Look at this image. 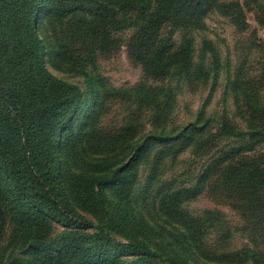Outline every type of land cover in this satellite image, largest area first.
<instances>
[{"label": "rangeland", "instance_id": "obj_1", "mask_svg": "<svg viewBox=\"0 0 264 264\" xmlns=\"http://www.w3.org/2000/svg\"><path fill=\"white\" fill-rule=\"evenodd\" d=\"M61 1L65 10L60 19L46 17L44 30L40 27L41 12L38 14L40 31L48 33L53 42L59 41L66 51L64 60L59 63H53L46 52L44 63L57 78L79 84L84 89L83 104L90 103L74 112L72 131L61 130L60 137L70 132L73 138L81 136L80 131L88 128L89 118L97 110L93 160L101 161V155L107 154L108 165L114 167L127 159L130 145L142 140L150 131H177L192 121L201 108L205 117L212 118L211 125L204 133L196 135L192 143H175L174 152H167L159 160L158 153L166 145L152 146L147 157L137 167H132L136 181L132 189L126 191L132 204L125 205L122 218H116L108 231L101 234L78 230V237H72L78 251L86 254L83 264L87 260L90 264L109 261L121 264L139 258L128 245L131 239L145 241L162 253V258L153 257L148 264H184L185 260L196 264L193 256L179 251L177 241H183V237L177 236L175 224L156 216L151 208L153 205L157 208L162 194L170 192L178 194L180 211L198 214L204 209H218L222 212V225L208 230L206 256L200 264H250L241 262L235 255L247 245L255 246L262 260L264 225L246 216L250 212L245 204L247 198L229 179L225 164L217 163L223 151L237 145L240 139L219 134L217 125L219 121H226L231 126L248 129L246 117L259 99L264 101V14L256 5L246 4V0H218L239 2L246 24L241 28L219 10H209L203 19V29L195 31V42L201 48L204 37L210 39L218 60L209 58L205 76L189 78L175 68L154 73L147 67L149 57L166 42L170 33L178 39L184 32L182 26H174L166 20L156 30L148 12L141 18L137 8H111L105 4L107 0ZM152 3L156 4L157 0ZM150 22L154 24L150 26ZM145 23L147 29L140 31L139 26ZM217 64L221 68L214 73ZM90 75L94 77L93 82L87 83ZM250 153L254 152H246ZM254 154H263L258 162L264 165V141L257 145ZM156 163L157 175L144 206L139 203L142 187ZM0 208L5 233L0 239L1 264L13 256L14 264H40L37 256L56 252L57 247L52 244L49 249L29 248V254L24 255L21 245L16 244L17 234L13 242L10 239L14 230L13 224L8 225L10 213L3 204ZM80 211L91 217L86 209ZM50 223L52 236L71 231ZM228 228L232 230L230 235L224 232ZM11 243L13 251H5L11 248ZM101 249L103 254L89 256ZM113 258L116 261L112 262Z\"/></svg>", "mask_w": 264, "mask_h": 264}, {"label": "trees", "instance_id": "obj_2", "mask_svg": "<svg viewBox=\"0 0 264 264\" xmlns=\"http://www.w3.org/2000/svg\"><path fill=\"white\" fill-rule=\"evenodd\" d=\"M152 2L107 0L105 4L125 10L137 8L141 18L148 12L156 30L166 20L184 28L178 39L170 33L166 42L160 44L149 57L147 67L154 73H164L170 68L189 78L208 73L209 58L218 60L216 47L204 37V44L198 48L194 35L195 31L203 29V19L209 10H219L241 28L246 24L237 1ZM246 4L256 5L264 14V0H246ZM64 10L61 0H0V204L10 213L8 225H14L10 239L13 242L17 234L16 244L21 245L20 251L24 255L29 254V248L49 249L52 244L56 245L55 253L37 256L40 264H83L82 258L86 254L78 251L72 237H78V230H92L95 234H101L108 231L116 218H122L125 205L132 204L126 195L136 181V172L131 173L132 167H137L147 157L152 146L166 145L158 153L159 160L167 152H174L175 143H192L195 136L204 133L212 121L211 117L204 116V109L201 108L192 121L177 131H150L142 140L132 143L127 159L114 167L108 165L107 154L101 155V161L93 160L97 110L92 112L88 128L80 131L81 136L73 138L70 132L68 136L60 137L61 130L72 131L74 112L80 106L88 107L90 103L83 104L81 98L84 89L79 84L57 78L44 63L46 52L53 63L64 60L66 51L60 42L56 39L53 42L48 33L39 29L44 30L46 17H53L56 21ZM39 12L42 16L40 27ZM154 23L150 22V26ZM144 29H147L146 23L139 26L140 31ZM220 68L217 64L213 72L218 73ZM93 79V75H90L86 82H93ZM213 83H216V79H213ZM249 114L245 119L248 129L219 121V134L240 140L237 145L225 149L217 163L225 164L224 171L229 179L247 198L245 204L250 212L246 216L264 225V165L258 162L263 154H254L257 145L264 141L262 98ZM251 151L254 153L246 154ZM155 175L157 163L142 187L139 203L144 206H147L146 199L151 195ZM172 204L174 208H171ZM151 208L156 216L175 224L177 236L183 237V241H177L179 251H186V254L194 257L196 264H200V260L206 256L208 230L222 225V212L218 209H204L198 214L180 211L178 194L173 192L163 193L157 208L154 205ZM80 209H86L91 217ZM50 221L71 231L69 234L52 236ZM3 229L0 208V239L5 235ZM262 230L264 232V227ZM224 232L230 235L232 230L228 228ZM128 245L139 258L121 264H148L153 257L162 258V253L145 241L131 239ZM13 249L11 243V248L5 251L12 252ZM99 254H103L102 249L93 251L89 256ZM235 255L244 263L264 262L255 246L247 245ZM13 258L4 264H14ZM114 260L116 258L112 262ZM90 263L88 260L85 262ZM184 264H188L186 260Z\"/></svg>", "mask_w": 264, "mask_h": 264}]
</instances>
